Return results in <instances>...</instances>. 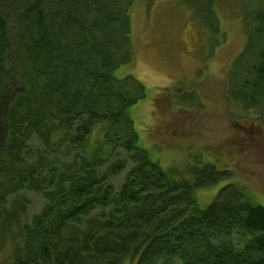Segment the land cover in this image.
I'll list each match as a JSON object with an SVG mask.
<instances>
[{"label": "trees", "instance_id": "obj_1", "mask_svg": "<svg viewBox=\"0 0 264 264\" xmlns=\"http://www.w3.org/2000/svg\"><path fill=\"white\" fill-rule=\"evenodd\" d=\"M12 1L0 0V244L22 239L14 264H264V206L233 185L198 205L228 171L182 179L139 146L131 108L145 87L115 76L132 59L130 3ZM185 1L201 23L214 5ZM245 19L229 93L257 115L264 8Z\"/></svg>", "mask_w": 264, "mask_h": 264}, {"label": "rangeland", "instance_id": "obj_2", "mask_svg": "<svg viewBox=\"0 0 264 264\" xmlns=\"http://www.w3.org/2000/svg\"><path fill=\"white\" fill-rule=\"evenodd\" d=\"M46 1L56 9L70 2ZM199 1L203 6L209 2ZM7 2L13 8L15 3ZM105 2L112 10L130 3L132 59L115 76H133L145 87L146 97L131 108V115L149 159L182 179L192 180L193 170L206 164L228 171L223 181L195 191L201 209L227 185L264 206V109L248 114L229 93L236 59L248 38L245 15L263 9L262 0H214L211 12H199L203 23L185 0ZM244 120L256 125L249 127ZM31 197L29 211L35 213L40 199ZM21 244V238L1 242L0 264H14L15 246Z\"/></svg>", "mask_w": 264, "mask_h": 264}, {"label": "bare ground", "instance_id": "obj_3", "mask_svg": "<svg viewBox=\"0 0 264 264\" xmlns=\"http://www.w3.org/2000/svg\"><path fill=\"white\" fill-rule=\"evenodd\" d=\"M193 91V90H192Z\"/></svg>", "mask_w": 264, "mask_h": 264}]
</instances>
